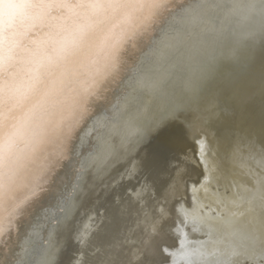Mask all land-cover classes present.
<instances>
[{"label": "bare ground", "instance_id": "obj_1", "mask_svg": "<svg viewBox=\"0 0 264 264\" xmlns=\"http://www.w3.org/2000/svg\"><path fill=\"white\" fill-rule=\"evenodd\" d=\"M101 2L106 74L35 155L0 159V264H173L182 246L187 264H264V136H222L164 104L190 67L264 80V31L228 0Z\"/></svg>", "mask_w": 264, "mask_h": 264}, {"label": "clouds", "instance_id": "obj_2", "mask_svg": "<svg viewBox=\"0 0 264 264\" xmlns=\"http://www.w3.org/2000/svg\"><path fill=\"white\" fill-rule=\"evenodd\" d=\"M228 3L246 26L264 31V0ZM105 6L101 0H0V159L35 155L104 77L116 38L92 13ZM215 43L209 39V52ZM164 104L168 116L184 112L222 136H264V80L217 82L190 67Z\"/></svg>", "mask_w": 264, "mask_h": 264}, {"label": "water", "instance_id": "obj_3", "mask_svg": "<svg viewBox=\"0 0 264 264\" xmlns=\"http://www.w3.org/2000/svg\"><path fill=\"white\" fill-rule=\"evenodd\" d=\"M168 154L165 146L160 142L154 143L146 154L144 164L153 170L161 168L163 162L167 160Z\"/></svg>", "mask_w": 264, "mask_h": 264}, {"label": "snow or ice", "instance_id": "obj_4", "mask_svg": "<svg viewBox=\"0 0 264 264\" xmlns=\"http://www.w3.org/2000/svg\"><path fill=\"white\" fill-rule=\"evenodd\" d=\"M71 131V126L69 125L66 129H65V135H67L68 133H70ZM202 150H203V145H202ZM205 162L208 164V172L211 173L213 171L214 168V162L213 161H209L207 157H205ZM199 183V182H198ZM205 192H207L208 190V185L207 184H203L200 186ZM199 191V189H197V192ZM195 210L193 209L192 212L189 211H185L184 215L187 216H192L193 212ZM0 234H2V232H0ZM187 254V250L182 246L181 249H179L177 251V253L173 256V264H187L186 260H185V256Z\"/></svg>", "mask_w": 264, "mask_h": 264}]
</instances>
